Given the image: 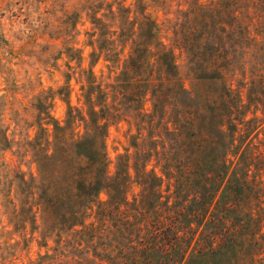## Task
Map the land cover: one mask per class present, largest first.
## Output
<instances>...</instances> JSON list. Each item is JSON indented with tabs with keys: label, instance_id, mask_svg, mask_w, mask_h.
Returning a JSON list of instances; mask_svg holds the SVG:
<instances>
[{
	"label": "trees",
	"instance_id": "obj_1",
	"mask_svg": "<svg viewBox=\"0 0 264 264\" xmlns=\"http://www.w3.org/2000/svg\"><path fill=\"white\" fill-rule=\"evenodd\" d=\"M127 12L94 14L88 40L113 65L131 42L116 81L91 73L65 123L51 113L56 91L41 95L40 130L18 143L36 170L15 169L11 220L55 241L26 264H264V0H193L171 44L144 11ZM112 118L137 128L114 172Z\"/></svg>",
	"mask_w": 264,
	"mask_h": 264
},
{
	"label": "rangeland",
	"instance_id": "obj_2",
	"mask_svg": "<svg viewBox=\"0 0 264 264\" xmlns=\"http://www.w3.org/2000/svg\"><path fill=\"white\" fill-rule=\"evenodd\" d=\"M111 3L115 9L126 6L130 19L144 11L158 23L160 38L171 44L178 26L175 22L184 18L181 13L191 9L193 0H0V264H26L47 250L53 252V239L44 245L41 236L31 238L30 223L16 230L11 220L9 199L16 194L15 169H23L27 176L36 170L35 164L28 161L29 155L21 162L18 143L28 136L34 137L40 130L35 104L41 95L56 91L50 100L51 113L65 123L69 104L83 105V99H79L81 87L88 83L91 73L104 86L116 81L131 42L122 53L120 65H113L105 54L99 59L91 55L96 48L88 42L94 30L93 15L110 22L107 13ZM114 24L118 27L119 21ZM180 52L176 47L177 61L185 75V60ZM241 76L234 80L235 86L240 84ZM185 82L192 87L186 75ZM248 86L242 87L244 94ZM112 98L110 93L109 101ZM258 114L264 117L261 110ZM49 126L52 129L53 123ZM260 128L262 139L264 123ZM136 131V126L127 119L110 120L107 150L111 172L118 155L130 144V135ZM139 190V186L132 187L130 197ZM100 195L103 199L109 196L106 190Z\"/></svg>",
	"mask_w": 264,
	"mask_h": 264
}]
</instances>
